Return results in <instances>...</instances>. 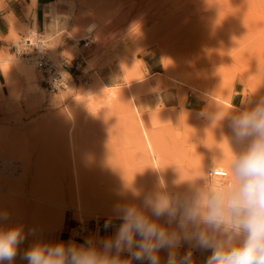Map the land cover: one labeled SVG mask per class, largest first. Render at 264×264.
Returning <instances> with one entry per match:
<instances>
[{"label":"rangeland","instance_id":"1","mask_svg":"<svg viewBox=\"0 0 264 264\" xmlns=\"http://www.w3.org/2000/svg\"><path fill=\"white\" fill-rule=\"evenodd\" d=\"M64 1L69 13L61 16L63 24L42 34L56 62L82 55L77 59L80 82L58 91L45 89L33 64L17 58L6 45L0 46V210L9 213V219L0 224L22 226L26 234L35 230L34 235H26L13 264H27L21 258L24 250L37 240L59 241L61 233L76 222L87 231L96 224L122 222L103 215L80 217L74 203L65 200L71 181L66 116L77 120L73 135L83 196L102 210L124 202L122 193L131 202L130 190H152L161 174L157 170L167 180L177 172L189 179L202 163L207 165L211 149L230 154L226 141L217 142L215 125L204 131L208 122L201 113L208 100L222 108L223 117L253 93L264 94V0ZM4 2L0 0V8ZM8 22L11 30L5 41L36 30L18 26L15 19ZM86 37L92 39L88 47L73 43ZM166 57L170 69L165 68ZM14 60L32 66L36 80L14 69ZM96 77L101 78L102 87L116 90L102 107L98 105L104 92L82 96ZM153 81L177 87L182 102L189 92L206 103L198 112L163 107ZM146 82L150 90L139 95L141 109H137L128 97L129 88ZM7 184L23 191V202L11 201ZM33 189L58 196L63 192L64 206L54 220L39 217L32 222L36 220L33 209L26 204ZM87 231L81 236L88 238ZM166 255L161 252L162 258Z\"/></svg>","mask_w":264,"mask_h":264},{"label":"clouds","instance_id":"2","mask_svg":"<svg viewBox=\"0 0 264 264\" xmlns=\"http://www.w3.org/2000/svg\"><path fill=\"white\" fill-rule=\"evenodd\" d=\"M222 111L209 99L201 115L204 131L215 125L217 142H227V158L213 148L207 165L189 179L176 171L167 180L157 170L152 190H130L131 202L122 193L124 202L113 209L122 223L112 236L37 240L21 258L27 264H197L193 250H199L210 252L203 264H264V94L253 93L223 117ZM8 219L0 210V222ZM34 234L0 224V264H13L26 235Z\"/></svg>","mask_w":264,"mask_h":264},{"label":"crops","instance_id":"3","mask_svg":"<svg viewBox=\"0 0 264 264\" xmlns=\"http://www.w3.org/2000/svg\"><path fill=\"white\" fill-rule=\"evenodd\" d=\"M4 3L3 7L0 8V46H5L6 41L4 37L8 35L11 30L8 20L15 19L18 26L27 25L30 28L35 27L36 30L41 33H52L63 24L60 22L62 20L61 16H65L69 13L67 2L64 0H5ZM68 27L70 26L68 25ZM79 57H82V55H77L72 58L65 56L62 57V59L67 61L66 64L68 67H72L74 64H78L79 61L77 59ZM153 84L158 89L159 97H157V99L163 107H168L173 110L198 112L203 109L206 103L204 98L189 92H186V98L182 102L177 87L171 85L162 86L159 81H153ZM121 223L115 225L111 224V226L108 223H101L98 227V224H96L87 231L86 236L90 237L97 235L99 238L112 236ZM61 240H74L77 243H84L86 238L82 236L77 237L71 231H65L62 232L59 237V241ZM185 251L187 250L181 251V254ZM209 254L210 252L207 251L193 250V258L197 264H203V261ZM126 256L127 254H124L125 258ZM132 264H140V262L133 261ZM144 264H147V262H144Z\"/></svg>","mask_w":264,"mask_h":264},{"label":"bare ground","instance_id":"4","mask_svg":"<svg viewBox=\"0 0 264 264\" xmlns=\"http://www.w3.org/2000/svg\"><path fill=\"white\" fill-rule=\"evenodd\" d=\"M87 28L91 31L93 28V24L88 25ZM161 52L162 51L159 50V53H161ZM164 54H165V52H164ZM13 65L15 67L14 69H17L19 72L23 73L29 80H31V81L36 80V73H35L32 66H29L28 64H26V65L20 64L19 61L17 62L16 60H14ZM169 66H170L169 65V59L166 57L165 68L170 69ZM142 80L143 79H140V80L138 79L136 82H139ZM101 81L102 80L100 77H96L95 80L93 81V83L89 84L88 87L84 88L83 95H82V96L94 97V96H99L100 92H104L103 98L101 100H99L98 106H100V107L105 106L109 102V100L114 95H116L115 94L116 90H111L112 88L106 89V88L102 87ZM128 85L130 87V84H128ZM150 86H152V85H150ZM129 89L130 90L128 92V95H129L128 97H129L130 101L135 105L134 107H136L137 109L139 107L141 109V104H140L141 101L139 99V101H140V103H139L137 98H139V95L142 92L150 90L149 84L146 82L137 89H134V88L132 89L131 87ZM139 113H141V112H139ZM66 118H68L67 121L69 124V128H68V132H69L68 140L69 141L68 142H69V152H70V161H71L69 163L70 164V171H71V181H70V185H69V188L67 191L68 196L66 195V197L67 198L69 197V199H65V200H71L74 203L75 209H76V211L80 217H82L84 215L93 216V217H98V216H102V215L114 217V215H113V209L114 208L102 207L101 208L102 210H98V208H100V207H97V206L95 207L92 204L91 200H90V202H91L90 203L83 196L84 192H82L83 189L81 187L82 184H81V180H80V170H81L80 169V161L78 158V150H77L76 140H75L74 135H73V129L76 126L77 120H76L75 116H73V115H70L69 117L66 116L65 119ZM149 147H150L151 158L154 161V163H156V160H157L156 152L154 151V149L151 145ZM229 155L230 154H225L226 158ZM158 159H159V157H158ZM4 186L9 191V193L11 195V201L12 202H14L16 205H18V203L20 204L21 202H23L21 199V198H23V197H21L23 195V194L21 195L22 190L19 189V187H16L15 185H11V184H7ZM19 194H20V196H19ZM29 197L30 198L27 201L26 207H28L29 209L30 208L33 209V217H34V219H36L34 221L32 220V222H34V224L37 223V220H39L38 219L39 217L43 218V219H47L49 221L54 220L55 217L57 216L56 215V213L58 212L57 210H59V208L61 206H64L63 201L65 198V195L63 194V192L58 196V195L53 194L49 191L48 192H42V191H40V189H39V191H37L36 189H33L29 193ZM32 222H30V223L32 224Z\"/></svg>","mask_w":264,"mask_h":264},{"label":"built area","instance_id":"5","mask_svg":"<svg viewBox=\"0 0 264 264\" xmlns=\"http://www.w3.org/2000/svg\"><path fill=\"white\" fill-rule=\"evenodd\" d=\"M76 45L88 47L92 44V39L86 37L84 39L73 40ZM6 47L17 58L27 63H32L41 73V84L45 89L50 91H58L66 89L76 81L80 82L82 71H78L77 63L74 69L66 64L67 61L62 59L56 62L50 53L48 41L44 35L35 30L28 31L20 35L15 41H6ZM70 231L77 237H80L84 231V225L79 221L71 227Z\"/></svg>","mask_w":264,"mask_h":264}]
</instances>
